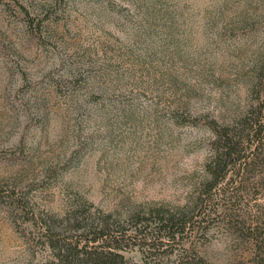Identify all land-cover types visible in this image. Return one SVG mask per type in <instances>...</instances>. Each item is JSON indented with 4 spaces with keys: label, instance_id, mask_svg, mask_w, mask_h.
<instances>
[{
    "label": "rangeland",
    "instance_id": "rangeland-1",
    "mask_svg": "<svg viewBox=\"0 0 264 264\" xmlns=\"http://www.w3.org/2000/svg\"><path fill=\"white\" fill-rule=\"evenodd\" d=\"M263 45L264 0H0V264L49 259L31 213L183 205L210 134L187 119L233 114Z\"/></svg>",
    "mask_w": 264,
    "mask_h": 264
},
{
    "label": "trees",
    "instance_id": "trees-1",
    "mask_svg": "<svg viewBox=\"0 0 264 264\" xmlns=\"http://www.w3.org/2000/svg\"><path fill=\"white\" fill-rule=\"evenodd\" d=\"M27 24L31 33L41 31V21ZM187 120L210 134L205 176L186 202L125 215L80 204L57 215L31 213L50 252L45 264H215L201 248L219 235L243 245L248 264H264V45L233 114L222 122L207 112ZM132 251L138 261L127 255Z\"/></svg>",
    "mask_w": 264,
    "mask_h": 264
}]
</instances>
